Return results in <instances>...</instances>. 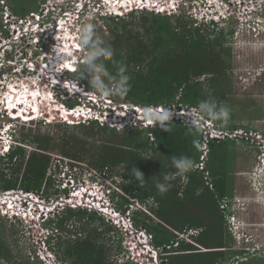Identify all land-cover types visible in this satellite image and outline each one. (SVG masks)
Returning <instances> with one entry per match:
<instances>
[{"label": "trees", "instance_id": "trees-1", "mask_svg": "<svg viewBox=\"0 0 264 264\" xmlns=\"http://www.w3.org/2000/svg\"><path fill=\"white\" fill-rule=\"evenodd\" d=\"M38 1L44 0H9L8 6L12 13L22 16L28 12L27 6L37 10ZM135 13L124 17H94L82 23H92L95 33L112 47L114 56L111 61H105L109 71L114 73L119 65L127 68L129 91L123 97L115 95L117 101L197 108L201 101L211 99L217 107H222L230 88L227 68L231 50L225 42L232 29L198 24L184 13L172 16L148 11ZM99 20L104 21L105 30ZM1 32L6 34L3 29ZM79 65L70 74L89 88ZM63 102L68 107L75 105L69 100ZM233 116L230 113L227 123L214 122L222 129L241 127L234 123ZM50 124L58 129L52 135L21 133L15 137L10 152L0 158L1 191L21 189L54 199L60 193L66 194L67 189L55 184V175L50 172L54 160L65 159L68 168L83 165L93 173L119 177L120 181H112L118 188L112 197L120 199L116 207L122 211L133 202L141 206L133 211L132 220L136 227H144L152 235L154 247H163L160 258L164 264H221L239 254L240 251L231 249L229 236L224 238L225 218L220 205L232 194L233 175L229 169L235 161L234 148L246 144L242 139L238 142L229 138L208 139L207 152L201 158L202 129L179 121L126 127L121 132L100 126L96 121L71 125L54 120ZM96 134L101 139L96 140ZM53 153L60 160L53 158ZM172 156L190 157L194 161L192 170L177 175L171 166ZM199 163L202 168L198 167ZM134 169L143 173V183L135 177ZM164 174L174 178L168 181L169 190L161 194L156 183L162 181ZM54 213L56 216L48 218L43 226L52 233L46 241L47 247L60 262L136 264L118 261L121 245L117 244L115 252L111 245V233H116V229L97 211L63 206ZM189 228L199 229L198 234L166 248ZM66 230L73 238L53 236L54 232ZM117 236L121 241L119 233ZM3 240L0 237L2 262L30 264L28 260H13Z\"/></svg>", "mask_w": 264, "mask_h": 264}, {"label": "rangeland", "instance_id": "rangeland-1", "mask_svg": "<svg viewBox=\"0 0 264 264\" xmlns=\"http://www.w3.org/2000/svg\"><path fill=\"white\" fill-rule=\"evenodd\" d=\"M8 1L9 0H0V6H1V8H0V36H1V29H3V23H4L3 22V14H5V13H3L4 12V6L6 7V9H8L11 12V10L8 6V4H9ZM38 3L39 4H38L37 10H34V8L32 9L30 6H27V8H28L27 14L30 16L35 14V16H32L33 18H36L39 16L40 20L42 22H44L46 27H48V28L53 27V30H55V28H56L55 25H56V23H58L59 20L57 19L58 17H56V20H54L55 18L53 20H49L52 17H55V16H50L53 13L50 10L51 0L38 1ZM218 4H219V2L212 5L213 6L212 8H215V10H217L218 8H216V6ZM67 6H70L72 10L75 9V5L72 3V1L68 2ZM56 7L57 6H55V8ZM146 9L147 8H144V10H138L137 13H135V14H140L143 11H148V12L150 11V10H146ZM48 10H49V12H48ZM64 10H66V9H64ZM96 10L99 11V9L97 7H96ZM151 12L155 13L154 10H152ZM13 14L14 13H12L11 15H13ZM257 14H259V15H257ZM122 16L124 17V16H126V14H123ZM256 16H260V18H262L263 22H264V9L261 12L247 16V20L252 21L254 23L255 30H258L260 33L264 28V23L260 22L259 23L260 25L263 23L262 26H259V27L256 26V23L258 22L257 21L258 19L256 18ZM71 18H73V17H71ZM81 19L83 20L85 18L82 17ZM88 19H90V18H88ZM88 19H86V20H88ZM98 23H99V25L102 24L101 26L105 30L106 27H105L104 21L99 20ZM67 24L75 25V19L74 18L70 19L69 21H67ZM230 27L231 26H226L225 30L230 29ZM71 30H74V28L69 29L70 32H71ZM55 34H56V36H53L51 38V40L53 42H57V43H56L55 48H53L52 46H50V48H49V50L51 52H49L47 54V57H48L47 59L52 60V61H51V63L46 64V70H45L46 73L51 72L52 74H50V75L55 74L56 68L59 67V64L61 62L66 65V68L70 67L71 69L73 68V70H74L75 63L73 64L71 61H72V58H74L76 52L78 51V50H74V47H77V46H73V43H71V40L73 38V34L68 32V28H66L65 24L63 26H60L59 29L55 31ZM7 35H9L8 32H7ZM7 35L4 36V38L7 37ZM63 35H66V37L64 38ZM235 35H237V34H235ZM257 35L258 34H256V32H254V34H253V29H252L250 34L244 35L242 37L240 36L238 41L234 42V43L229 42L230 37H227V41L225 42V45H226V47H229V49L231 50V52H230V55H231L230 62L231 63H230V68L227 70V73L229 75L230 88L227 92L226 100L222 101L221 105L227 106L230 109V113H232L234 115L233 116L234 123L242 125V126H246L248 128H251V129L256 128L258 130H262L264 128V36H262V35L257 36ZM68 39L70 40L69 44L72 46L71 50L69 48L70 45L67 44ZM3 40H5V39H3ZM1 42L2 41L0 38V43ZM65 43L68 46H65ZM74 43H75L74 45H77L76 41H74ZM40 46H41V48H45L48 51V49L46 47L47 43L40 42ZM65 47H67L69 49V51L71 52V55L69 56V55L65 54V55H63V59H62V57L59 58L57 49L59 50V49L65 48ZM39 48L40 47H38V49ZM53 50H54V52H52ZM37 52L40 53V51H37ZM78 54L79 55H76V58H79V57L80 58L76 59V61H78L76 66H78L80 63H82V60H81L82 54L80 52ZM0 55H1L0 61H2V59L13 58V55L11 53H9L7 56H5L4 53L2 52V49H0ZM37 60L40 61V59H37ZM51 64L53 66L52 68H51ZM64 64L62 66H64ZM3 67L5 68V70H3L4 69ZM3 67L0 69V72L4 71L7 79L4 80L5 83H4L3 92H1L0 101H6V99H5V95L7 93V86L6 85L8 84V82L11 79L16 80L15 75H13V73H12V69L11 68L6 69V66H3ZM41 67H42V70L45 68L43 66H41ZM54 67H56V68H54ZM75 71H73V72H75ZM32 74L34 75L35 72H33ZM62 74L67 78L66 79L67 81L75 79L73 77V75H71L70 73L67 74V72L63 71ZM25 76H26L25 73H22L20 75L21 81H25V80L28 81V78L25 79ZM0 77H1V75H0ZM201 79H204V77H202ZM27 81H26V84H27ZM76 81H78V80H76ZM26 84H25V82H21L18 85L20 87H22ZM18 85H15V86H18ZM29 87L33 88L30 91L31 94L34 95V93L35 94L37 93V95L38 94H41L42 96L44 95L43 98H39V100H37V101H36V95H34L32 98H31V96H29L31 99L30 98L27 99L28 101H26V103H30L31 101H33L32 102L33 105L31 104V107H33L32 109L34 111L39 110L38 109L39 107L41 108V110H45V109L49 108L50 111L58 108V109H60L61 112L66 114V113H68L67 111L61 110L62 109L61 103L63 102V100L68 99L69 101H71L75 104L72 107H68L65 104L64 105L65 108L77 107L78 104H76V103H79V100H80V98H77L76 96L68 95V97H63L62 95H57V96L53 95L54 96L53 100L55 103L53 101L50 102V95L51 94L48 92L53 93L51 91L50 87H49L50 88L49 89L48 86L43 85V86H41L40 91H36L35 88L31 85H29ZM81 87L85 89L86 93H88V95H85L84 97H87V96L90 97L89 95L93 94L92 90L90 88H87V86L81 84ZM55 93H57V91ZM17 94H19V93H17ZM16 98L15 97L13 98L14 101L17 100ZM94 98H95V103L93 104L94 108L96 110H99V112H102L104 110V106H105L104 105L105 102L101 101L102 99H104L108 103H110L108 113L111 116L112 115L117 116L115 114V112H116L115 109L122 110L124 104L135 105V103L132 104L129 101H117L115 95H112L109 97H98V96L94 95ZM18 101H20V100H18ZM49 102H50V104H49ZM81 102L84 103V98H83V101L81 100ZM6 103H7V101H6ZM2 105H3V102L0 104V107ZM80 106L82 107V105H80ZM135 106H138V104ZM138 107L142 108V109L144 108L143 106H140V105ZM128 108L130 109L131 107H128ZM139 111L141 112L142 110H139ZM45 112L46 111H44V114H45ZM141 113H143V112H141ZM127 114L131 115V112H129ZM1 115L2 114H0V123L1 124L3 123V125H4L3 120L6 123L12 121L7 115L4 118ZM137 116L138 115H136V117ZM132 118H134L133 115H132ZM58 119H60V118H58ZM68 119L70 120L71 118L70 117L66 118L64 121L66 123L71 124L70 122H68ZM52 120H56V119H52ZM117 120H119L121 123L118 122L116 124L111 125L110 122H108V124H106V123L101 124L99 121H96V120L95 121L100 126L101 125H107L109 127H114L119 132H121V130H124L126 127L118 129L116 126L122 127V125H130L131 124L132 127H145L144 124H148L147 121L143 119V115H139L138 118H135L134 120L128 119L127 117H125L124 120H120V119H117ZM48 122H50V118H48ZM52 122H50V123H52ZM75 122H76V124L78 123L75 120L74 123H72V124H75ZM82 124H86V123H82ZM152 124H155V123H152ZM53 125L54 124H47L46 125L44 123L36 122V121H31L30 123L22 122L21 124H17V128H13V130H14L15 137L20 136L21 133H34V134L35 133H38V134L49 133L52 135L53 133H56V130H58ZM149 126H151V125H149ZM15 137H13V142H12V144H10L9 148L7 149V152H5L3 155H1L0 158L4 157L7 153L10 152L11 147L14 143ZM99 139H101V135L96 134V140H99ZM248 147H250L252 149H250ZM255 148H257V147L253 148V146H249L248 144L243 145V146H240L238 144L234 148V153H235V161L233 163L234 165L231 164L233 166L229 169L230 173L233 175V177L235 179V185H234L235 196L236 195L237 196L238 195L243 196L242 198L238 199V201H240V203H241V204L238 203L239 206L244 209V211H245L244 213L246 214V215L244 214L245 216H241L238 218L239 222L242 224L248 220L249 221H260L261 220L262 209H258V207L256 205H254V197H255V199L258 198L260 200H264V195L262 193L259 194V192H256V190L252 188V186L256 185V180H255L254 176H252L253 172L252 173L249 172V170L257 164L256 159H257L258 151L254 150ZM53 158L60 160V157L57 153H53ZM64 161H66V160L64 159ZM64 161L60 160L58 162V161L54 160L53 161L54 165L53 164L51 165L50 172L55 175L54 176V183L58 184L60 188H62V187L66 188L68 192L66 194L60 193V195L58 197H56L55 199L53 197L52 198H44L43 196H41V199L43 200L44 206L49 208V210H50L49 213L46 214V212H45V215L41 217L44 219V221H42L43 220L42 219L41 220L42 222L40 221V223H30L29 224L28 221L24 220L23 218L20 219V218H15V217L14 218L9 217L6 215L5 216L0 215V237H2L4 239L3 242L11 251L13 260H21V261L28 260L30 264H33V263H36V264H68V263L60 262L58 257L56 256V253L54 251H51L47 247L46 241L52 233H50V230H47L43 226V223L48 218L52 217L53 215L56 216V213H54V212H56L59 208H63V206H66V205L74 206L75 202H74V204L65 202V200L67 201L68 199H70L69 198L70 196H72V195L74 196V194H76L78 196L80 191H86V194H91L95 198L105 196V197H103L104 199L102 198V200L106 199L107 202L112 204L114 207L115 206L118 207V203H119L120 199L117 196L112 197V192L118 191L116 184H114L112 181H116V182L120 181L118 176L111 175V178H108L105 175H99L97 173H93L92 171L89 170L88 167L83 166V165L80 167L71 169V168H68L65 166ZM55 164L57 166H55ZM256 186H258V185H256ZM73 188H76V190L73 191ZM12 190L17 191L19 189H12ZM4 197L1 196L0 200H2V199L6 200V201L14 200L15 197H18V196L17 195L15 196V194H14V197H12V195L7 196V197L4 196ZM8 198H11V199H8ZM70 201H72V200L70 199ZM70 201H68V202H70ZM83 207L86 208L88 211H90V210L96 211V202L94 203V209L92 206H89V205L88 206H85V205L80 206V208H83ZM38 209H39V207H38ZM99 213H101V212H99ZM104 219H105V221H109L107 219V217H104ZM110 222H111V224H113V223L115 224L116 221H110ZM113 226L116 229L115 230L116 233H114V232L111 233L112 250L114 252L117 251L116 246L118 243H119V245H122L121 252H120V255L118 257V261L124 262L125 260L128 259L129 261L135 263V260L132 259L130 256L132 254V250L129 248V246H127V244L129 243L131 246H137V245H140V242H142V241H140L137 238L136 234L133 235V234H129L127 232L123 233L122 229L120 227H118V225H113ZM71 227H72V225L68 224L69 230H72ZM54 233L55 234H53V236L56 235L58 237H61L62 239L73 238V236L70 235V233L67 230L66 231H58V232H54ZM117 233H119L120 237L122 238L121 241L118 240ZM225 235H226V238H227V236H229L231 249L239 248L238 246L240 243L237 242L236 239L233 238V236L229 233L227 223L225 224ZM254 237H255V242L257 245L255 248H258V249L254 250L251 253L249 252L248 254H246L247 261H241L239 264H263L264 263V230L259 229L258 231H255ZM246 251L248 252V250H246ZM135 253H138V252H135ZM126 257H128V258H126ZM233 257L234 256H232V258ZM114 258H115V256H114ZM0 264H7V263L2 262L0 260Z\"/></svg>", "mask_w": 264, "mask_h": 264}, {"label": "built area", "instance_id": "built-area-1", "mask_svg": "<svg viewBox=\"0 0 264 264\" xmlns=\"http://www.w3.org/2000/svg\"><path fill=\"white\" fill-rule=\"evenodd\" d=\"M51 0V7L50 9H54V4ZM207 3L203 4V8H193L190 12H187L188 17L192 20H195L196 23H201L202 21L210 20L212 18L218 19V14L214 13V9L211 6V2L217 3L221 5L222 12L224 13L223 16H230L232 13L236 16V18L240 21L245 22L247 20V16L251 14H255L258 12H261L264 9V0H206ZM60 2H64L62 5L63 7L66 6V1L61 0ZM177 1H171L170 6L168 4H162L160 2L154 3L153 10L156 14H162V15H174L179 14L183 10L178 7ZM76 8L71 12H68L67 10L63 11L64 17H59L58 23L55 25V30L52 28L46 27L44 22H42L38 17L33 18L34 15H11L12 13L6 9L4 6V12L3 14V30L6 31V34H2L1 32V43H0V49H2V52L5 56H7L9 53L13 55V58H7L2 59L0 61V69L3 66H6L7 68L12 69L13 75H15L16 80L11 79L7 86V89L10 85H18L21 82L20 75L22 73H25V79L28 78L27 84L31 85L35 88L36 91H40L41 86L45 85L48 86V88H51V91L53 94H57L58 91L56 88H63L67 86L68 82L71 83L73 86L80 87L81 90L83 89L81 87V84L78 83L76 80H69L67 81L66 77L62 74L64 71V67L62 66L63 63L61 62L59 64V67L56 68V72L54 75L51 72L46 73V64L51 63L52 60L47 59V54L51 52L49 50L50 46L55 48L57 42H53L51 38L53 36H56L55 31L59 29L60 26H63L65 24L66 28H68V32L73 34V40H76L79 33V28L83 21H87L86 19L94 17L96 13V4L92 0H77L72 2ZM145 6L144 0H127V9H143ZM43 7V6H42ZM46 7V6H45ZM49 9V8H48ZM15 15V16H14ZM83 15V16H82ZM259 15V14H257ZM73 17L75 19V25H69L67 24V21H69ZM84 17L85 19H81ZM251 17V16H250ZM258 19L256 26H259L260 22H263V19L260 18V16H256ZM35 19V20H34ZM53 20V18L49 19ZM64 23V24H63ZM248 27H251V25L247 24ZM52 26V25H51ZM70 28H74V30L69 31ZM252 29L255 30L254 26H252ZM7 32L9 35H7ZM4 38V36H6ZM3 36V37H2ZM7 38V39H6ZM5 39V40H3ZM59 40V39H58ZM40 42L47 43V49L41 48ZM45 46V45H44ZM38 47H40L38 49ZM37 51H40L38 53ZM37 52V53H36ZM54 52V50L52 51ZM83 54V51H77L78 53ZM40 54V55H39ZM79 55V54H78ZM1 57V55H0ZM37 59H40L38 61ZM2 66V67H1ZM45 67L42 70V67ZM51 64V68H52ZM4 68V67H3ZM5 70V68L3 69ZM35 72L33 75L32 73ZM45 74V75H44ZM0 96L1 92H3L4 88V80L7 79L5 72H0ZM49 88V89H50ZM57 93H55L56 91ZM86 92V91H84ZM51 94V92H48ZM63 97H68L67 95H63L60 93ZM52 96V94H51ZM90 99L93 100L95 103L94 95H89ZM52 99V97H50ZM53 100V99H52ZM65 100V99H64ZM68 100V99H67ZM97 100V99H96ZM132 103V102H131ZM134 104V103H132ZM137 105V104H135ZM131 105V104H124L122 113L126 112V115L124 118L122 117L121 111L116 109L115 115H110L108 111L99 112V110H96L95 108L91 107H73V108H65L64 104H62V111H67L68 113L74 112L71 115L64 114L65 119H68V122L73 123L75 120L78 123H88L93 120L99 121L101 124L110 122V124H116L121 123L119 120H124L125 117L128 119H135L138 118L139 115H143L141 112H143L142 108H139L138 106ZM16 106H20V110H17ZM86 106V105H82ZM128 107H131L130 109ZM145 107V106H143ZM157 110H167L171 113V121H179L187 126H197L203 131L202 136V146H201V152L202 156L207 152V141L208 139H225L229 138L231 140H236L237 142L242 139L244 141V144H248L249 146L257 147L259 150H261L262 154H264V134L261 130H258L256 128H245V127H238L234 129H222L218 126L217 123L212 121L211 119L207 118L206 116H201L200 114L196 113L195 110L197 108L194 107H186L182 106L180 104H169V105H163V106H151ZM14 108V109H13ZM12 109H7V105H2L0 107V114L4 118L6 115L9 118L17 119L18 117L22 118L23 120H28L35 116V112L33 111V107H30L28 109L26 105L22 103H17ZM78 108V109H77ZM19 109V108H18ZM85 109V110H84ZM131 110V111H130ZM139 110H142L141 112ZM39 114L43 115L44 111L39 109ZM133 111V112H132ZM131 112V115H128L127 113ZM125 114V113H124ZM73 115V116H72ZM132 115L134 118H132ZM136 115H138L136 117ZM63 115H59L61 117ZM47 120V119H46ZM82 121V122H81ZM194 121H197L198 124H194ZM0 123V156L3 155L7 149L10 146L11 139L10 136H7V131L9 128H11V123L9 122ZM76 123V122H75ZM159 124V123H158ZM146 126V124H144ZM114 126V125H113ZM118 129L123 127H132V125H122V127L116 126ZM152 139V137L150 136ZM250 148V147H249ZM199 168H202V163H199ZM207 174V173H206ZM12 193V194H11ZM17 195L18 197H15L14 201L16 203L20 204V206L24 207L26 206V209L29 211V214L31 217H35V213L37 210H34L35 207L33 206V202L36 201L38 204L39 215L42 217L45 212L43 211L42 204L43 200L41 199V196L33 191H25V190H7L2 191L0 190V198L1 196H10L14 197ZM14 201L11 200H0V215L2 216H9L14 217V214H20V210L15 209L13 203ZM226 205V201L223 200L221 207L223 208ZM137 207H141L138 203H136ZM106 207V205L104 206ZM130 208L126 209V215L123 217V222L125 223V227L127 231H129L130 234H133L137 236V238L142 241L140 245L137 246H131L129 243L127 246L132 250V254L130 255L132 259L135 260L136 264H164V260L160 258V252L162 251L163 247H154L152 243V235L146 231L144 227H138L135 228L132 222V219L130 217ZM117 222V221H116ZM199 232L198 229H186L183 230L178 235V241L174 242L172 245H167L166 248H170L171 246H177L180 240L187 239L191 235H197ZM131 241V240H130ZM138 252V253H135ZM148 252V253H147ZM146 256V257H145ZM128 258V257H126ZM147 260H146V259Z\"/></svg>", "mask_w": 264, "mask_h": 264}, {"label": "clouds", "instance_id": "clouds-1", "mask_svg": "<svg viewBox=\"0 0 264 264\" xmlns=\"http://www.w3.org/2000/svg\"><path fill=\"white\" fill-rule=\"evenodd\" d=\"M60 1L61 0H53L54 6H57V7L56 8L54 7V9H50L51 12H53L50 16H55V17H52L53 19L55 18L54 20H56V17H58V18L64 17V15L62 14L64 9H66L68 12L72 13L73 10L71 9V7L67 6L68 2L72 1L75 3V1H77V0H74V1L73 0H65L67 4L64 7L62 6L64 4V2H60ZM92 1L96 4V7L99 9V11L96 10L94 17H101V16H103V17H106V16L120 17L123 14L127 15L133 11L144 10V8H147L146 10H150L149 12H151L153 10L154 3L160 2L162 4H168L170 6L171 1L172 2L177 1L176 3L178 4V7L183 10L181 13H184L188 17L189 14H187V12H190L194 7L202 9L203 4L207 3L206 0H144L145 6L143 9H137L136 7L133 9H127L126 8L127 7V0H92ZM214 4H215L214 2L213 3L211 2V6ZM75 8H76V6H75ZM216 8H218V9L215 10V8H213L214 9L213 12L218 14V17H219L218 19L212 18L208 21L204 20L198 24L209 25L211 27L218 26L219 28L220 27L225 28L226 26H231L230 29H232V34L229 36L230 37L229 42H231V43L237 42L240 36L242 37L244 35L251 33L252 26H254V23L252 21L246 20L245 22L242 23V21L238 20L233 13L228 17L223 16L224 13L222 12L220 4H218L216 6ZM48 12H49V10H48ZM154 14H156V13H154ZM94 17H92V18H94ZM247 24L251 25V27H248ZM262 24L261 25L259 24V26H262ZM254 32H256V34H258L257 36H259V35L264 36V28L260 33L258 30H253V34H254ZM235 34H237V35H235ZM74 41H76L77 45H74L75 44ZM71 43H73V46H77V47H74V50H79V51L82 50L83 51V54L81 56L82 63L79 65V71H80L82 77L87 79L88 84H89V88L92 90L94 95H96L98 97H109L112 95H118V96L123 97L127 94V92L129 91V80H130L129 75L127 74V68L124 65H119L114 73L109 71L108 67L105 64V61H111L112 60V58L114 56V51L110 45H108L102 38H100L95 33L94 25L92 23L86 22L83 25L81 24V26L79 28V33H78L77 39L76 40L72 39ZM61 51L64 52L65 54L69 55V56L71 55V52L69 51V49L67 47H65L64 49H61ZM76 55H78L77 52L71 61L73 64L75 63V66L78 63V61H76V59L80 58V57L76 58ZM75 66H74V70H73V68L71 69L70 67L66 68V65L64 64V66H63L64 72H67V74L72 73L77 68V66L76 67ZM78 83H80V82H78ZM56 90L58 91V93L55 94V96L60 95V93H62L65 96L70 95V96H76L77 98H80L79 104L77 105V107H81L80 105H86V106H82V107L94 108L93 100L90 99V97H88V96L84 97L85 95H88V93L84 92L85 91L84 88L81 90L80 87L73 86V85H71L70 82H68L67 86H65L61 89L56 88ZM51 94H52L51 97L53 99L54 94L53 93H51ZM83 98H84V103L81 102V100L83 101ZM101 101L106 103V104L104 103L105 106H104L103 111H108L110 103H108L104 99H102ZM61 104H64V102H62ZM161 106H163V105H161ZM38 109H41V108L39 107ZM43 111H46V112H45V114L41 115V114H39L38 110H35L34 111L35 116L28 119V120H23L20 117H18L17 119L10 118L12 121H10L9 123H11L12 126H11V128L8 129V131L6 133L7 136H10V139H11L10 144H12L13 137H15L13 128H17V124H21L22 122L30 123L31 121H36V122H41V123H44L47 125V124H50V122L54 121L52 119L57 120L58 118H60L58 120H62L64 118L63 121L65 120L64 115L59 117V116H57L56 113L51 112L49 110V108H47ZM103 111H102V113H103ZM120 111H121V113L123 112L122 110H119L118 112H120ZM195 112L200 114L201 116L209 117L212 121H221L222 123H227L229 116H230V109L227 106L217 107L216 103L211 99L201 101L198 104ZM124 113H122V117H124L126 115V112H124ZM142 114H143V119L146 120L148 123V124H146L145 127H151V126H154L156 124L158 125V123L163 124L164 122L171 120V113L169 111L157 110L151 106H145L143 108ZM48 118H50V122H48ZM93 121H95V120H93ZM152 123H155V124H152ZM67 124H69V123H67ZM77 124H79V123H77ZM194 124H198V122L194 121ZM71 125H72V123H71ZM149 125H151V126H149ZM241 127L248 128L246 126H241ZM261 131L264 134V128ZM250 149H252V148H250ZM254 150L258 151L257 159H256V163L258 166L254 170V172L257 174L256 178L258 179V181H256V183L257 184L262 183L263 184V186L261 187V189H262L264 187V154H262L261 150H259L258 148H255ZM193 165H194V161L190 157H187V156H172L171 157V166L176 170L177 175H181V176L186 175L189 171L192 170ZM134 175L138 180H140L141 183H143V180H144L143 173H141L138 169H134ZM173 178L174 177L172 175L164 174L162 181H158L156 183V188H157L158 192L161 194L167 192L169 190V188L171 187V185L168 183V181H170ZM74 190H76V188H73V191ZM258 191L259 190H256V192H258ZM74 196L72 195L69 197L72 201H70V199H68L67 201L65 200V202L71 203V204H74V202H75V205L74 206L66 205V206H70L73 208H80V206H83V205L88 206L89 205V206H92L94 209V203L96 202V211L98 213L101 212L102 214L101 213H99V214L102 215L103 217H107V219L109 220L107 222L117 221V222H115V224L113 223L112 225H118V227H120L122 229L123 233H125V232L129 233V231H127V229L125 227V223L123 222V217L126 215V209L130 208V213H131L130 217L132 219V213L137 208V206H136L137 202H133L131 204L129 203V204L125 205L123 207V210L121 211L116 206L114 207L112 204L107 202L106 199L102 200V198L105 196L95 198L91 194H86V191H80L78 196L76 194H74ZM223 200L226 201V205L223 208L221 207V205H220V207L224 211L225 224L227 223L229 233H231L233 238H235L236 241L240 243L238 246L239 248L233 249V250H237L240 252H239V254H235L233 258L231 257L230 259L223 261L221 264H239L241 261H246L245 259L241 258L242 256H246V254H248L249 252L251 253L254 250L258 249V248H255L257 245L255 243L254 232L257 231L256 230L257 228L264 230V207L261 208L262 214H261V220L260 221H256L257 223H255V221H249L248 220L242 224L239 222L238 218L241 216H245L246 214L244 213L245 212L244 209L239 206V204H241L240 201L229 199L227 197L224 198ZM223 200H222V202H223ZM68 201H70V202H68ZM222 202H221V204H222ZM255 202H258V203L264 205V200H260L258 198L255 199V197H254V203ZM13 205L15 206L14 207L15 209H18L21 212L20 214H14L15 218H20V219L23 218L24 220L28 221L29 224L30 223H40V221L43 219L39 215L40 208L38 209V204L36 201L33 202V206L35 207L34 210H37L35 213V215H36L35 217L30 216L29 211L26 209V206L22 207V206H20V204L16 203V201H14ZM105 205H106V207H104ZM42 207H43V211L46 212V214L50 212L49 208L45 207L44 204H42ZM42 221H44V219ZM132 222H133V220H132ZM133 225H134V222H133ZM134 227L138 228L135 225H134ZM192 236H194V235H192ZM121 247H122V245H121ZM246 250H248V252ZM242 254H244V255H242Z\"/></svg>", "mask_w": 264, "mask_h": 264}, {"label": "bare ground", "instance_id": "bare-ground-1", "mask_svg": "<svg viewBox=\"0 0 264 264\" xmlns=\"http://www.w3.org/2000/svg\"><path fill=\"white\" fill-rule=\"evenodd\" d=\"M64 36V38L66 37V35H63ZM67 41V40H66ZM69 39H68V41H67V44H69ZM66 43H65V46H68ZM64 45V44H63ZM70 45V44H69ZM72 46L70 45L69 46V48H70V50L72 49L71 48ZM64 49V48H63ZM57 51H58V56H59V58L60 57H62V59H63V55H65V53L64 52H62L61 51V49H57ZM66 57V56H65ZM55 68V67H54ZM26 84V83H25ZM19 86V85H18ZM18 86H15V85H10L9 87H8V89H7V93H6V95H5V99H6V101H7V103H6V101H0V104L3 102V105H7V109H12L17 103H22V104H24V105H26L27 106V108L26 109H28V108H30L31 107V104H32V102L33 101H31L30 103H26V101H28L27 99H29L30 97L29 96H31V98L34 96V95H36V101L37 100H39V98H43V96L41 95V94H38L37 95V93L35 94L34 93V95L33 94H31V89H33V88H30L29 87V85H24V86H22V87H18ZM28 86V87H27ZM17 93H19V94H17ZM23 93V94H22ZM43 94V93H42ZM16 98L17 100H15L14 101V99L13 98ZM26 97V98H25ZM50 97H51V95H50ZM30 98V99H31ZM18 100H20V101H18ZM51 101H54V100H52V99H50V102ZM50 102H49V104H50ZM55 103V102H54ZM33 105V104H32ZM39 105V104H38ZM16 108H17V110H20V106H16ZM19 108V109H18ZM14 109V108H13ZM51 112H54V113H56L57 114V116H59V115H64L65 113H63V112H61L60 111V109H54V110H51ZM72 113H75V111L74 112H70V113H67L68 115H71ZM7 197V196H6ZM5 198V197H4ZM8 199H11V198H8ZM11 201H14V200H11ZM130 234V233H129ZM142 242H140V244H141Z\"/></svg>", "mask_w": 264, "mask_h": 264}, {"label": "flooded vegetation", "instance_id": "flooded-vegetation-1", "mask_svg": "<svg viewBox=\"0 0 264 264\" xmlns=\"http://www.w3.org/2000/svg\"><path fill=\"white\" fill-rule=\"evenodd\" d=\"M230 67H228L227 68V70L229 69ZM64 101V100H63ZM258 165L256 164L254 167H252L250 170H249V172H253L252 173V176H257V174L254 172V170L256 169V167H257ZM253 170V171H252ZM255 178V180L256 181H258V179L256 178V177H254ZM234 185H235V179H234V177H232V186H231V190H232V194H231V196L229 197V199H233V200H237L238 201V199L239 198H242L243 196H241V195H236L235 196V188H234ZM256 185H258V186H256ZM256 185L255 186H252V188L253 189H256V190H259L258 192H259V194H263L264 195V187L261 189V187L263 186V184L262 183H260V184H257L256 183ZM261 189V190H260ZM255 223H257L256 221H255ZM257 231L259 230L258 228L256 229ZM231 234V233H230ZM224 238L226 239V235L224 236ZM256 243V242H255ZM245 254V253H244ZM244 254H242V255H244ZM239 257V256H238ZM241 258H243V259H245L246 261H247V257L246 256H242ZM239 263V262H238Z\"/></svg>", "mask_w": 264, "mask_h": 264}, {"label": "crops", "instance_id": "crops-1", "mask_svg": "<svg viewBox=\"0 0 264 264\" xmlns=\"http://www.w3.org/2000/svg\"><path fill=\"white\" fill-rule=\"evenodd\" d=\"M254 205H256V206L258 207V209H261V208L264 207L263 204H260V203H258V202H255Z\"/></svg>", "mask_w": 264, "mask_h": 264}]
</instances>
